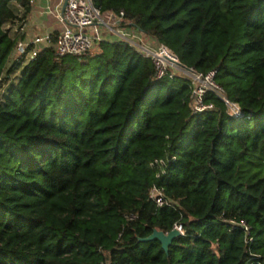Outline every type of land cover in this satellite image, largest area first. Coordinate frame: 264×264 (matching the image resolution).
I'll list each match as a JSON object with an SVG mask.
<instances>
[{
  "label": "trees",
  "instance_id": "trees-1",
  "mask_svg": "<svg viewBox=\"0 0 264 264\" xmlns=\"http://www.w3.org/2000/svg\"><path fill=\"white\" fill-rule=\"evenodd\" d=\"M32 3L0 0V264H264V0H94L216 69L238 117L127 40L16 55ZM176 224L168 252L139 241Z\"/></svg>",
  "mask_w": 264,
  "mask_h": 264
},
{
  "label": "built area",
  "instance_id": "built-area-1",
  "mask_svg": "<svg viewBox=\"0 0 264 264\" xmlns=\"http://www.w3.org/2000/svg\"><path fill=\"white\" fill-rule=\"evenodd\" d=\"M66 1L67 4L60 16L62 28L55 35V40L52 34L36 36L32 40H19L15 47L16 55L24 56L26 60H29L36 57L47 46H52L58 56L83 55L90 52L96 44L98 46L101 40H105L103 30L106 29L110 33L117 34L120 39L127 40L150 58L157 78L181 77L186 79L191 86L190 106L194 113L215 110V102L208 99L209 96H213L225 103L232 116H241L242 110L239 104L229 98L223 85L218 82L216 69L202 72L195 66L186 65L169 46L159 43L155 38L132 27H121L124 12L101 13L95 6L94 0ZM24 27L20 29L22 33ZM127 29L129 31L125 32L124 30ZM161 195L157 187L152 189L151 197L156 199L159 206L164 204ZM129 218L133 219L135 216L131 215ZM241 225L249 235L251 227L245 222ZM174 228H178L181 234H184L181 224H176Z\"/></svg>",
  "mask_w": 264,
  "mask_h": 264
},
{
  "label": "crops",
  "instance_id": "crops-1",
  "mask_svg": "<svg viewBox=\"0 0 264 264\" xmlns=\"http://www.w3.org/2000/svg\"><path fill=\"white\" fill-rule=\"evenodd\" d=\"M66 0H33L32 9L29 14L27 24L24 27L23 33L26 40H32L36 36L52 34L62 28L60 16L63 11V5ZM16 26L12 32H15ZM125 32L129 31L124 30ZM105 34V31L103 30ZM105 40H118L120 37L113 33L106 32Z\"/></svg>",
  "mask_w": 264,
  "mask_h": 264
},
{
  "label": "water",
  "instance_id": "water-1",
  "mask_svg": "<svg viewBox=\"0 0 264 264\" xmlns=\"http://www.w3.org/2000/svg\"><path fill=\"white\" fill-rule=\"evenodd\" d=\"M67 1H65L63 8H65ZM181 235V231L178 228H173L169 232H165L159 229H154L153 232L144 238H140V242H149L153 240H158L162 244V248L168 252L171 244L174 240Z\"/></svg>",
  "mask_w": 264,
  "mask_h": 264
},
{
  "label": "rangeland",
  "instance_id": "rangeland-1",
  "mask_svg": "<svg viewBox=\"0 0 264 264\" xmlns=\"http://www.w3.org/2000/svg\"><path fill=\"white\" fill-rule=\"evenodd\" d=\"M104 31H105V34L103 33V35H106V32L108 33V31L106 29H104ZM98 50H99V48L96 44L95 47L91 50V52H96ZM12 77H14V76H12ZM5 84H7V82H1L0 83V96H2L3 91L6 90V88L8 86V84L7 85H5Z\"/></svg>",
  "mask_w": 264,
  "mask_h": 264
}]
</instances>
